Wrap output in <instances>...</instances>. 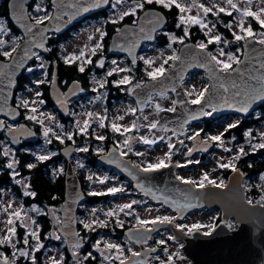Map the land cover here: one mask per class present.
Returning <instances> with one entry per match:
<instances>
[{
	"label": "snow or ice",
	"instance_id": "obj_1",
	"mask_svg": "<svg viewBox=\"0 0 264 264\" xmlns=\"http://www.w3.org/2000/svg\"><path fill=\"white\" fill-rule=\"evenodd\" d=\"M126 0H114V3L112 4L113 8H115L117 5L125 3ZM26 3V0H12V3L9 5L13 16L19 21L21 26L25 29L26 34L28 35V39L25 40V44L22 50H20V45L17 42L16 38H12L11 40V47L10 50H3L5 48V45L7 43L6 40L0 39V56H3L5 58H8V63L0 62V96L3 95V87H7L11 84V78L15 74V72L21 68L24 67L25 62L27 60L32 59L35 57V59L40 60L41 63L39 67L44 68L45 64L42 61L41 56L33 51V48L37 49H44L45 51H50L51 49L45 48V40L47 39V33L51 31H60L61 28L59 26L60 23H64V18H68V22L71 21L76 15H79L80 13H87L93 8H99L101 5L108 4L109 0H73L72 4H68L67 0H51L52 8L55 12V15L50 14L48 9L46 7H43L41 3H36L34 6V12L36 13H43V15H31L27 12L26 8L24 7ZM132 6L125 11L120 12L118 20H123L127 16H135L138 9H144L146 5H161L164 9L171 10L173 7L178 9L180 15H179V24H177V27H180L181 25H199L201 30L207 29L205 32L206 36H209L207 43L199 42L194 47L199 49L203 56L198 58V67L207 68L211 73V80L212 83L210 85H206L203 89H201L198 93L193 90L191 91H185L183 93V97H194L191 99H185L181 97L180 99H174L172 100V106L168 107L166 109L161 108L159 104L155 106L156 113L159 115L161 112H168V113H175L177 111V105L183 107L185 109V116L183 119V122L179 124L180 131H183V126L185 124H188L191 120H196L200 116H211L213 113H215L218 109L228 107L235 109L237 112L240 113H247L249 109L254 105L256 102H264V47H261L259 49L260 55H254L257 52V49L255 48V44H259L261 46H264V32H260L259 36L262 37L259 40L255 39L256 34L253 32V28L251 25L248 27H244V18L245 17H251L256 20V22L261 26V28H264V7H260L258 11H253L251 8L252 0H246L247 6L241 8H238L237 4L233 2V0H226V3L232 10L238 11L241 14V18L239 19L237 26L240 29V33L243 34H237L233 32V37L235 42H240L242 40L245 41L244 44V55L243 59L239 58L237 55L233 54L232 52H225L224 48H220L218 55L213 54L212 52L207 51L208 45L216 43L224 45H228L230 42L224 38L220 34L216 35H210V33L215 28V24H212V27H209V22H205L204 19H202L199 15L197 16H185L183 13L188 12L191 10V7L193 5L191 4H185L178 2V0H131ZM261 3H264V0H261ZM198 8L202 10L204 17H207L209 13L213 15H218L219 13H226L227 15L231 16L232 12L228 11L225 7H217L216 5H213L211 7H205L203 4L198 5ZM216 8V11L214 12L213 9ZM68 9H72L73 11L70 12ZM149 24L151 27L149 28L150 32H156L158 31V28L163 27V24L166 22L164 20L163 14H158L154 19L148 18ZM117 19L111 20V23H117ZM53 21L57 22V25L55 27H49L45 26L46 22H49V24ZM135 23V22H134ZM226 28L232 29L233 25L232 23H228L225 25ZM35 29V31H34ZM117 33H121V29L116 30ZM140 33H145L144 27H140L139 29ZM96 32H99L100 34V41L103 40L104 36L106 35L105 32H103L101 29L97 28ZM0 34L7 35L8 29H6L3 26V23L0 22ZM165 35L169 36V44L168 48H172V44L179 42L181 44L184 43V38L189 36L188 27L186 26L184 28V37L177 38L175 35H171L168 33H164ZM39 37V39H37ZM89 40H92L93 37L90 35L88 37ZM144 39L151 41L153 39V36L145 34ZM87 47V46H85ZM103 45L101 42H96L94 47L90 49L91 56H95L96 52L100 49H102ZM122 47V46H121ZM189 46L185 45V48H188ZM20 50V51H18ZM173 55L168 56L166 59H164L163 63L159 66L154 68L152 71L147 72V76L152 81H157L158 79L162 77H167L168 79H172V77H175L177 75L176 72V64L173 63L169 69L166 70L165 65L169 63V61L176 62L181 61L182 58L179 55H176V49H172ZM227 57V59H221V57ZM65 64H72L76 61H82L80 66L78 67V70L83 73L85 71V64H91L93 61L90 57L86 58L85 49H80L79 54H76L75 52L69 54L68 56H65L64 58ZM139 59L143 60L145 65L151 66L154 61L152 59H145L144 57H139ZM113 64H116V61H112ZM132 64H136V58L134 57L132 60ZM99 67L104 66V61L100 60ZM27 71L31 72L33 71L32 68H28ZM128 71L130 72L131 69H123V68H113L112 70L107 72V76H112L114 72H124ZM172 72V76H168V73ZM47 75V73H45ZM5 80H7V84H5ZM37 84L44 83V81H37ZM117 85H126L130 84L131 80L129 76H124L121 80L116 82ZM183 83V76L180 75L178 77V82H173L171 91L176 92L177 87L181 86ZM101 87H103V83L100 84ZM142 87H146L145 85L141 83H137L133 86L132 89H130V94H135V89H140ZM71 91V90H70ZM80 91H83L81 88ZM93 91H96V89H93ZM161 96L165 95L164 91H161L159 93ZM37 97L41 95V93H36ZM177 95H180L177 93ZM151 96L149 95L147 98L141 100L138 98V104L144 106L147 105L150 101ZM6 102V101H5ZM64 100H61V103H64ZM35 103V101H33ZM40 103H43V101H40ZM20 104H22L25 108L28 107L29 101L28 100H20ZM188 105H197L200 106L199 112L193 113L191 110L187 108ZM20 105H18L19 107ZM142 111V107L140 109ZM0 111H3V108L0 107ZM127 111L135 114L137 109L129 108ZM32 113L36 112V108L31 109ZM10 115H14V113L10 112ZM89 116H92V113H88ZM28 120H36V117L34 115L27 116ZM100 127L104 128L105 124L103 123L104 118H100ZM118 119H123V117H119ZM147 119V117H145ZM160 121L156 120L153 121L150 125H148L149 130L156 129L159 125ZM239 121L235 123H230L227 125V127L224 129V132L218 134V135H212L207 137L205 140L201 141V145L203 146L201 148H195V147H189L187 149L186 155L191 156L193 151H199L204 150L207 151V145L208 142H215L218 147L223 148V136L224 133L228 132L230 129L235 128L238 126ZM5 127V121L0 120V129ZM8 131L10 133H14L16 129H14L11 125H8ZM88 127V121L85 120L84 127L80 129L81 132L85 131ZM112 131L119 132L120 126L116 123L112 124ZM137 124L134 121L131 128H137ZM131 129L128 127L124 128L125 132L130 131ZM163 130L165 132L168 131L167 126L165 125L163 127ZM51 131L50 128L44 129V136L47 137L49 132ZM173 135L177 134L176 129H172ZM247 136H251V131L246 133ZM261 139L264 140V133H261ZM200 137V132L197 131L193 135L188 136L189 140L197 141ZM67 138L69 140L72 139L71 134H67ZM15 140V136L13 137ZM57 139H60L61 142H63V139L60 137H57ZM98 140H104L105 137L103 135H98L96 137ZM140 141L144 144H155L158 141L155 139H148L147 137L141 136ZM233 139H235L233 137ZM159 140H164V137H159ZM171 140V137H169V141ZM50 142V141H49ZM179 144L183 145L184 141L179 140ZM123 144L126 148H128V151H131V144H130V138H126L123 141ZM168 152L165 153V156L163 158L158 159V162L156 163H148L146 166H142L141 164H135L133 167L139 169L143 173H152L155 171H158L160 169L168 168L170 167V161L171 157L173 155V150L176 148V145L169 142L167 144ZM264 149V142L253 145V150L255 149ZM78 151L81 152H87L88 148L83 147L78 149ZM116 149H113V152H115ZM225 151H231L230 149H225ZM10 149L5 148L3 151V155L5 157L9 156ZM126 152H120L121 156H125ZM243 147H240L238 149V154L233 157L232 160H230L228 163H218V167L221 169H228L231 168L233 172H238V168L236 166V163L234 161H238L241 156L246 155ZM136 155L140 156L143 155V153L137 152ZM112 156V153H109V157ZM48 156H39V160H46L48 159ZM167 161V162H166ZM110 162L115 163L116 161L111 160ZM16 161H13L12 163H8L6 166L8 169H14ZM193 163L192 160H188L187 164ZM195 163H199V161H195ZM187 164H176L175 167H186ZM82 166V165H81ZM27 167L29 169L35 167L33 164H28ZM215 171V169H213ZM13 177L19 175L18 172L12 173ZM134 179H137L139 181L138 177H133ZM177 180L181 181L185 185H190L194 189H200L203 190L208 186H212L215 188H225L227 185L225 184L224 180L221 179L219 182L216 180L209 178V173L205 172L201 176V178L197 181L195 179H184L183 177L176 176ZM91 179V177H89ZM100 183H104V180H100ZM19 183V181H17ZM138 187L144 189L146 186L145 184L138 182ZM25 192L24 195L26 196H32L35 197L36 193L34 191H28V185H25ZM125 189L123 187H112L107 189V194H116L119 192H123ZM104 192H96V191H90L88 195L90 196H98V195H105ZM145 195H152L153 197L156 196V193L152 190V188H147L145 191ZM157 199H162L163 203L169 204L170 206L174 207L178 212L182 213L183 210L189 209L192 207H195L198 205L201 196L199 193L196 192H190L186 191L183 193L181 199L183 202H180L176 199H173L169 196H161L157 197ZM139 203L136 200L131 201V203L124 204L122 206H119L120 211H124L125 209H132L133 205ZM249 204H252L253 201L249 200ZM260 205L261 208H264V196H261L260 200L256 202ZM12 204L9 203L7 207L4 209V211H7L8 208H11ZM32 211L39 212L40 210L33 207L31 209ZM23 210V206L21 208L16 209L12 213L9 214V219L6 221V224L8 225L6 229V234L0 238V245L3 244H12V237L16 234V227L12 226L14 224V220L12 217L14 216L16 220L20 221V226L29 229V234L31 238L35 241H37L36 245L33 248V253L35 251H39L43 245L39 243V236L36 230H32L31 226L36 224L35 220H32L31 217H22L21 213ZM53 213V219L55 220L56 224L60 225L58 229H55L51 236L52 238L56 240H61V236L63 235L65 242L71 243V246L73 249H77L80 247L81 242L83 238L80 236L79 232L72 231L69 227H66L67 225H70L71 223L75 222L73 218L68 217L65 219L64 222H61L59 217H56L54 215V210H51ZM95 212V210H93ZM131 214V213H127ZM106 216H113L114 211H108L105 213ZM176 218L170 217V216H157L155 219L152 220H146V219H140L139 216L136 217L137 225L135 228L129 229V239L135 240L137 243H144L149 238V234L155 230L154 227H148V225H158V224H172ZM81 224H83V227L85 229H88L90 231H95L94 225H98L99 227H106L107 222L105 221H97V220H90V221H79ZM118 227H123V221L117 220L116 221ZM177 228H180L181 230L184 229L186 226L182 225H176ZM231 227V225H229ZM201 228V225L194 224L191 227L188 228V232L194 233L198 232ZM57 232L61 233L60 235L57 234ZM204 235H209L208 232H205ZM71 238V239H70ZM170 240L176 239L174 236L168 237ZM23 243L25 245L29 244L28 236H25ZM101 241H97L96 245L94 247L99 250V245ZM159 244H164L165 241L161 240L158 241ZM12 247L15 249V244H12ZM182 247V246H181ZM104 251H101V256L105 261H110V257L108 255H105V251L115 249L118 253V255L115 257L117 260L120 261V264H147V255L148 252H155L156 249H150L147 250L145 253H143L145 259L141 260H134L133 257H141V252H134L131 248L128 249V251L131 253L130 257L124 256L123 249L118 244H113L110 242H106L104 245ZM16 251L19 252V255L22 257H29L30 253L29 251L25 249H17ZM16 251L13 252V256L16 255ZM73 257L76 260V264H82V262L79 260L77 252L73 251ZM3 254L0 253V256ZM91 253H89L87 256L84 257V260H87L89 257H91ZM123 257V258H121ZM94 259V257H92ZM31 259L33 261V264H35V257L34 255L31 256ZM168 261L170 262L172 260L171 256H168ZM63 256L61 255V259L59 261L52 260L51 264H62ZM3 264H13L12 261L9 260L8 257L3 258ZM161 264H164L163 261H161Z\"/></svg>",
	"mask_w": 264,
	"mask_h": 264
},
{
	"label": "flooded vegetation",
	"instance_id": "obj_2",
	"mask_svg": "<svg viewBox=\"0 0 264 264\" xmlns=\"http://www.w3.org/2000/svg\"><path fill=\"white\" fill-rule=\"evenodd\" d=\"M40 2L44 3L45 1L44 0H36L35 3H34V1H32V3H34V6L36 3H40ZM32 3L30 5L31 15L34 12V8L32 9ZM113 3H114V0H111V4L108 7V9L96 12L93 15L87 17L86 19H84L80 23L76 24L72 29H70L64 35H62V36L51 35V37L55 36L58 41L68 40L67 38H70L72 36V34H74L76 31H78L80 29V27L83 24H85L86 22H93V23L94 22H102L104 24V32L106 33V35L104 36V38L102 40L103 48L100 49L101 51H104V53H99L98 51H100V50H98L96 52L95 56L90 55L89 57L92 59L93 62L91 64H85L84 65L85 71L83 73L77 71L75 74L76 78H72L69 73H67V74L65 73V71L67 69H66L64 64H61V66H59L58 54L54 55L52 52H50V54H48V55H43L44 62L46 63V68L48 69L51 66H53L51 79H49L46 82V86L43 88L42 93H41V101H43L42 107H43V111H44L43 113H44V119H45L43 123L46 125L49 124L50 127H53V128H51V131L49 132L47 137L44 136V133H43L44 131L42 132V130H41V132H38V130L33 128L32 125L30 124V123H32V121L27 120L26 108L22 104H20V99L18 98V93L21 91L18 90L16 93V98H15L14 103L17 106L20 105L19 107L22 110V113H24V116H23L21 122L22 121L26 122L30 127L35 129L38 132V134L40 135V139L36 142H28L25 140H21V143L19 144V146L15 147L14 145H12L11 141L7 138V136L5 134L0 135L1 142L5 140L9 144V146H11V151H10L9 156H7V161H6L5 166L0 167V174L7 173V176L12 178V182H14L16 185L20 186L24 190V192H25L24 186L28 185L27 190L28 191H34L36 193L35 197H37L38 193L36 192L35 188L32 185L31 173L23 174V171L21 170V168H22L21 166L24 163V161L27 159V155L30 156V159L26 163L27 165L28 164L35 165L40 161V160H37V162L34 161V158L37 157L34 152L38 149L39 146L40 147L46 146V148H48V151L52 152L50 154H53V152L55 151L56 155H57L56 157L60 158V159L54 160L52 162V164H53L52 167L57 169L59 167V165H61V170L54 175L52 174V176L54 178H61L62 177L64 179V200H65V174H66L68 162H67L66 157L63 154V150L65 148H67L68 146H73L75 149V153L73 154V157H72V162L75 165L76 172L79 175L80 179H81V171L85 170L84 167L87 164L92 169V173L94 174L93 175L94 178H97V177L99 179L104 178V174H101V172H100L101 170L111 171L114 173L116 172V173H118V175L122 179H127L130 182L131 187H133L135 189L134 183L130 179L123 176L118 170L111 168L109 166L103 165L100 162V157L108 154L110 149L112 148V146H115L118 149L119 153L122 151L127 153L125 156H122V157L126 160H129L132 165L141 164L142 166H146L148 164V161H149L148 154L150 152L154 151V146H150L149 144L144 146L143 143H140L139 136L137 135L138 130H139L138 128H131L130 131L125 132L124 130H122V127H120L119 132L112 131V127H111L112 123H109V121L111 120V117H112V112L115 108L122 106L124 104H127L130 100H134L136 102L137 106L139 107V109H141V107H142V110H145L151 106V104L153 103V101L156 98L172 96L174 99H176L174 92H168L164 96H160V95L156 94V95L152 96V98L150 99V101L148 102L147 105L140 106L138 104L137 100L134 98L133 94H130V91H129L130 88H133V86L137 83H141V84L145 85L146 83L152 81L147 76V72L153 70L151 68L152 65L151 66L145 65L143 60L139 59V57L145 58V56H147L146 51L151 50L153 48H165V47L167 48L170 41H169V36L165 35L164 33H168V34L173 35L170 32V27H169L170 18H169V16L165 13V10H163L161 8H158V7L153 6V5H146L144 9H138L135 16H127L123 20H118L120 12L128 10L132 6V3H131V0H126L125 3L119 4L115 8H113V6H112ZM47 8L49 9V13L53 14L52 4L50 7H48V5H47ZM154 9L161 11L166 16V18L168 19V23L161 31H159L157 33L155 40H153L152 42L142 43L140 51L136 56V64L135 65L132 64L133 59L128 54H114L110 49V45L112 43L113 36L117 33L116 30L117 29L122 30L123 28H127V27L128 28L138 27V25L140 24V20H141L142 15L144 13H146L147 11L154 10ZM113 19H117L118 22L115 24L111 23V20H113ZM51 37H50V40H51ZM165 37L167 40V44L165 46H161V44L163 43L162 39H164ZM177 38H179V37H177ZM177 41L178 42H176L175 45H177V47H178L177 49L179 50L177 55L180 56L181 46H183L184 44H186L188 42H192V40H189L187 37H185L183 44H181L179 42V40H177ZM49 47H50V43H49ZM50 49H51V47H50ZM51 51H52V49H51ZM60 53H61V55L65 56L62 51ZM242 57L240 56L241 59H242ZM86 58H88V57H86ZM145 59H147V58H145ZM100 60H105L103 67L98 66V62ZM113 60L117 61L121 65V68L131 69L130 72L124 71V73L127 76H129L131 79L130 84L118 86L116 82L123 78V76H121L118 72H114L112 76H107V72L113 69V63H112ZM81 63H82V61H76L75 62V64L77 66H80ZM56 67H57V71H58L59 86L62 89L64 95L68 92L71 84L74 82L80 83L81 88L83 89V91H81L75 98L68 101V110L65 109V106H66L65 103H60L62 109L65 112H67V115L65 113L61 112V109L56 106V104L52 98V95H51V86L54 82V72H55ZM170 67H171L170 64L166 65L167 69H169ZM27 72H24L23 75L27 74ZM197 73H199V72L189 73V75L187 76V78L183 82L184 91H191V90H189V87H187L186 85L189 82V80L193 76H195ZM202 73L204 74V76L207 80V85H208V79H207L206 73L205 72H202ZM45 78H46V76H45ZM133 78H137L136 83L133 80ZM22 80H23V76L19 80V86H20V83ZM101 83H103V85H104L103 87L100 86ZM93 89H96V91H93ZM191 98H194V97H189V99H191ZM99 107L102 108V111L98 114L97 109ZM166 108H168V107H164V109H166ZM87 109H89V110L91 109V111H93L94 121L91 122L90 125L87 127V131L81 132L80 129H81V125H82L81 124L82 119H85L86 117L89 116ZM100 118H104L103 119V123L105 124L104 128H101L99 126L100 122H101ZM156 118H157V120H159L157 113H156ZM207 119L213 120L215 124H223L224 122H227L230 120L233 123H235L237 121H239V123H238L237 127L232 128L228 132L224 133V136H223V145L224 146H223V148L218 147L215 142H212L214 144V147L210 152H208V153H203V152L194 153V154H191V156L186 155L187 149L189 147H194L195 141L188 139V136H191L195 133L191 130V127L193 125L202 124V129L199 131L200 137L202 140H205L207 137L211 136L210 131L213 128H210V129L207 128V124H206ZM21 122L13 123L11 121H8V125H11L13 128H16L19 126V124ZM50 127H48V128H50ZM7 129H8V127H7ZM157 129L159 131L163 130V129H160L159 127H157ZM55 131H57V133L60 132V136H58V134L55 133ZM249 131H251L250 137L246 135V133ZM168 133L170 134L169 137H171V140L169 141V137H168L167 142L168 143L171 142V143L175 144L176 147L178 145V148H175L173 150V155L171 157L170 165L172 166V165H176V164H183L182 163L183 157H185L187 159V161L188 160L193 161V163L189 164L186 167H176L177 168L176 172H177L178 176H180L179 172H181L182 170H185L188 168H190V169L193 168L196 164L195 161H199L201 163L207 162L210 155L213 154L214 152H219L221 154L220 163H228L230 160L233 159L234 156H236L238 154V149L240 147H243L247 154L241 156V158L238 161H234V162L236 163L238 170H241L242 173L244 174L243 186L246 190L247 198H248V200L250 199V200L257 202L260 200L261 196H264V185L261 188L260 185L256 186V183L253 182V180H255L257 177H259V180H260L261 179L260 177L262 175H264V169H263L264 167L259 169V171H258L259 173H252L256 169L257 163H259V165L264 164V149L257 148L255 150H253V145L264 142V140L261 139V135H260L261 133H264V102H262L260 104V106L254 112H252L250 115L227 114V115H223V116L218 117V118H211L210 116H206L202 120L193 121L192 123H190L188 125L186 134L184 136H180L179 138H176L175 135H173V132H168ZM67 134L72 135L71 140H69L67 138ZM98 135H103L105 137V139L102 141L96 139V137ZM57 137H60L61 139H63V142H61L60 139H57ZM233 137L235 139H233ZM126 138H130V144H131V149H132L131 151H128V148H126L123 144V141ZM179 140H183L184 144L183 145L179 144L178 143ZM209 142H211V141H209ZM57 144H60L59 147L58 148L54 147V145L57 146ZM96 145H100L102 147V150L98 151L95 148ZM83 147H87L88 151L87 152L78 151V149L83 148ZM139 148L141 150H139ZM0 149H1V147H0ZM225 149H230L231 151H225ZM3 151H4V149L2 148V152ZM137 152L143 153V155L138 156V155H136ZM164 155H165V153H164ZM47 156H50V155L48 154ZM77 156L82 157L83 162H84V164H82V166L80 165L79 161L77 162V160H76ZM2 157H5L3 155V153H2ZM91 159L95 160L96 162L94 161V163H90L89 161H91ZM13 161H16V163L14 165V169H8L6 165L8 163H12ZM154 162L156 163L158 161L154 160ZM56 163H57V165H54ZM14 171L18 172L19 175L13 177L12 173ZM219 172H220L222 179L224 180L225 184L227 185L229 178L232 175L233 171L231 170V168H228V169H221L220 168ZM88 177H91V176H88ZM17 181H19V183H17ZM91 181H92V179H90L89 183H86L85 179H83V180L81 179L83 189H84V191L88 197V201L80 207L79 212H78L79 216L83 211V210H81L83 208V206L89 205L90 197H94V196L88 195V193L90 191H95V190H92V188H91ZM247 182H251L252 186L246 188ZM252 183H254V184H252ZM3 190H7V189L3 188ZM7 191L11 196V200L12 201H15V200L19 201L20 205L23 206V208H25L24 211L31 213L30 211H32L31 209L33 207L39 209L38 206H33V207L25 206L24 201L21 197H15L13 195V193H11L9 190H7ZM98 191L102 192L101 190H98ZM104 193H106V192H104ZM107 195H109V194L106 193L105 195H98V196H102L104 198ZM136 196H139L140 198L144 199L142 194L139 193L138 191L136 193ZM30 197H32V196H30ZM35 197H32V198H35ZM110 199L111 198L109 195L108 200H106V201L101 200L99 203H97L95 205H98L100 203H105V202L109 201ZM1 200H4V196L2 197ZM64 200H63V203H64ZM148 200L153 202L149 198H148ZM155 205H157V204H155ZM158 205H162V204H158ZM162 206H164L165 208H168L165 205H162ZM59 207H54V208H49V209L57 210ZM49 209L44 210V213L48 215V218H49V213H48ZM168 209H170V208H168ZM39 210H40L39 212H41V209H39ZM171 211L176 213V215H175L176 219L173 222V224L176 226V221L182 220V219H177L178 213L173 211V210H171ZM216 211H219V210H216ZM32 212L33 213H31V214H33V216H36V218H33V220L37 221V224L39 227V230H38V236H39L40 223H39L38 217L40 218V216L43 214H40L38 216L37 214L39 212H35V211H32ZM192 214H189V215H192ZM56 215H57V217H59L61 219V215L59 213H56ZM188 216H186L185 218H187ZM220 216H221V221H222V215H220ZM230 223H231L232 228H237V224L233 220ZM80 224L81 223L79 222V225ZM33 227H34V225L31 226V228H33ZM135 227H136V225H133L130 228H135ZM148 227H153V225H148ZM52 229H53V225L51 226V233L53 232ZM129 229H127V230H129ZM164 230H166V231L169 230V232L174 236V233L170 228H166ZM80 231H81V235H82L83 231L82 230H80ZM126 231L124 234L125 236H127ZM161 231H163V230H161ZM158 233H156L151 238L150 243L148 245L149 247H151L153 249H158V251L156 253L152 254L151 258L149 259V264H153L154 260H156L155 256H157L160 253H162L163 251H165L164 249H165L166 245L158 243V240H157V238L159 236ZM124 235L122 237H124ZM189 235H190V233H189ZM17 236L19 237L18 234H17ZM25 236H28L29 241H31L29 229H27L26 231H23L22 237H25ZM82 236H84V235H82ZM118 237L121 238L120 233H118ZM52 239L56 242H59V243H55V244H60L61 242L63 245L65 244V241L62 238H61V240H56L54 238H52ZM181 242L184 246L185 243L183 241H181ZM36 243H37V241H34V246L36 245ZM39 243L40 244L42 243L40 238H39ZM87 243H88V240L86 238V244H85L84 248L80 250V252H81L80 259H81L82 264H88L87 261L83 260V256H82L85 253L84 250L87 247ZM29 244L25 245V248H28V251L30 253L29 258L31 259V256L34 255V253H33L34 246L33 245L29 246ZM55 244L52 243V245H55ZM48 245H50V244H48ZM5 246H7V245H5ZM138 247H137L135 252H141L142 251L141 248L140 247L138 248ZM50 248L51 247H49L48 249H50ZM11 249H12L11 255L7 256V255L3 254V256L10 258V260L13 262V264H22V260H21L22 256H18L16 258V261L14 259H12V258H14L13 252L15 250L12 246H11ZM90 250H91V248H90ZM64 251H65V253H64L65 255H64V259H63L62 264H76L73 257L69 254V252L66 248V244H65ZM183 253H184V251H183ZM68 255L71 257V260H69L68 263H65V260H66V258H68L67 257ZM95 255H98V254H95ZM130 256H131V254L129 255V257ZM27 258L28 257H25L24 261H26ZM45 260L46 259H44V261ZM72 260L74 261V263ZM164 260L168 261V259H164ZM164 260L161 259L160 261H158V264H161V261L164 262ZM185 260L187 261V264H191L190 260H188V259H185ZM174 261L176 264V260H174ZM99 264H103V262L99 263ZM118 264H120V262Z\"/></svg>",
	"mask_w": 264,
	"mask_h": 264
},
{
	"label": "water",
	"instance_id": "obj_3",
	"mask_svg": "<svg viewBox=\"0 0 264 264\" xmlns=\"http://www.w3.org/2000/svg\"><path fill=\"white\" fill-rule=\"evenodd\" d=\"M33 0H26L24 7L27 12L30 13V5ZM12 3V0H9L8 5ZM68 4H72L73 0H67ZM111 4V0H109L108 4L101 5L99 8H93L87 13H80L76 15L70 22H68V18L65 17L64 23H60L59 26L61 28L60 31H49L47 33V39L45 42V48L50 49V37L51 35L62 36L70 29H72L76 24L80 23L87 17L93 15L96 12L103 11L108 9ZM68 11L72 12V9H68ZM10 19L14 24L15 28L23 35V40L19 44L20 50L23 49L25 40L28 39V35L25 32V29L21 26L19 21L13 16L12 11L9 7ZM158 14H163L159 10H150L144 13L141 17L140 24L138 27L132 28H123L121 33H116L113 36L112 43L110 45V49L114 54H128L132 59L139 53L142 43L144 42H152L155 40L156 35L159 31H161L168 23V19L163 14L164 20L166 21L163 24V27L158 28L156 32H150L149 28L151 25L148 22V18L154 19ZM53 15L55 12L53 10ZM57 25L56 21H53L49 24L46 22L45 26L55 27ZM140 27H144L145 33H140ZM35 31V29H34ZM145 34L153 36L151 41L144 39ZM39 39V37H37ZM256 40H259L255 38ZM245 44V43H244ZM243 44V51L245 52ZM185 45L189 46L185 48ZM196 43L188 42L181 46L180 48V56L182 58L181 61H176V72L177 75L172 77V79H168L167 77H162L157 81H150L145 84L146 87H142L140 89H135V94H133L134 98L138 101V98L143 100L147 98L149 95H160L161 91L165 92V95L171 91L172 83L178 82V77L180 75L183 76V82L189 75V73L193 72H205L208 85L212 83L211 73L207 68L198 67V58L203 56V53L195 48ZM122 46V47H121ZM257 49V52L254 55L259 56V49L261 46L259 44L254 45ZM18 50V51H20ZM33 51L38 54L48 55L50 51H45L44 49L33 48ZM207 51L211 52L208 48ZM243 52V55H244ZM243 59V57H242ZM35 57L25 62L23 68L17 70L15 74L11 78V84L7 87H3V95L0 96V107L3 108V111H0V120L5 121V127L0 129V135L5 134L7 138L11 141L12 145L15 147L19 146L21 140H25L28 142H36L40 139V135L38 132L30 127L26 122H21L23 118L22 110L15 105L14 101L16 98V93L19 88V80L23 76L24 72L36 61ZM0 62L8 63L9 60H1ZM168 76H172V72L168 73ZM5 84H7V80H5ZM2 87V86H0ZM80 83L74 82L71 84L68 92L64 95L62 89L59 86L58 82V71L57 67L54 72V82L51 86V95L52 98L58 108L61 109V112L67 115L60 103L61 100L65 102V109L68 110V101L75 98L81 91ZM71 90V91H70ZM183 83L181 86L177 87V91L175 93L176 99H180L183 97L184 93ZM179 93L180 95H177ZM161 96V95H160ZM185 99H189V97H183ZM6 101V102H5ZM262 102H256L249 109L247 113L237 112L235 109L224 107L218 109L215 113H213L211 118H218L227 114H243L250 115L254 112ZM140 105V104H139ZM142 106V105H140ZM145 106V105H144ZM187 108L191 110L193 113L199 112L200 106L197 105H188ZM12 112L14 115H10ZM185 116V109L179 105H177V111L175 113L161 112L158 115V119L160 121L158 127L163 129L166 125L168 128V132H173L172 129L177 130L176 138L180 136H184L187 131V127L190 123L196 120H202L206 116H200L196 120H191L188 124L183 126V131H180L179 124L183 122ZM13 123H18V127L14 128L16 131L14 133H10L7 129L8 121ZM15 136V140L13 137ZM201 137L198 138L197 141L194 142L195 148H201ZM214 147L212 142H208L207 151L199 150L193 151L194 153H208ZM116 149L113 152V149ZM178 148V145L177 147ZM75 153V149L73 146H68L63 150V154L67 159L68 165L65 174V200L64 203L57 209H49V219L53 225L52 231L58 229L60 225L56 224L53 219V213L51 210H54V215L57 217L56 213L61 215V222H64L66 218L71 217L75 222L67 225L72 231L79 232L80 236L83 238L81 245L77 249H73L71 243L65 242L66 248L69 254L73 257V251L77 252L78 258L80 259V250L84 248L86 244V239L81 235V231L79 228V209L80 207L88 201V197L83 189V185L79 175L76 172L75 165L72 162L73 154ZM109 153H112V156L109 157ZM108 154L100 157V162L103 165L109 166L118 170L123 176L130 179L134 183V187L138 192L142 194L143 197L151 199L155 204H162L171 210L178 213L177 219H183L189 214H192L198 210L203 209H211V210H219L222 215V221L215 226V228L209 233V235H204L203 232L198 231L189 235L184 229L181 230L177 228L173 223L172 224H158L153 226L155 228L149 234V238L144 243H137L141 248V257H133L134 260L145 259L143 253L147 250L153 249L149 247V243L151 238L161 230L166 228H170L173 233L174 242L183 241L185 245L182 247V250L185 253V259L191 261V264H264V208H261L259 204H249L246 190L243 186L244 174L241 170L238 172H233L229 178L227 187L225 188H215L212 186H208L203 190L194 189L190 185H185L181 181L177 180L175 177L178 176L175 165H172L168 168L160 169L158 171L152 173H143L139 169L133 167L129 160L124 159L118 149L115 146H112ZM111 160L116 161L115 163L110 162ZM138 177L134 179L133 177ZM138 182L145 184V188L142 189L138 187ZM147 188H152V190L156 193V196L145 195V191ZM196 192L199 193L201 199L197 206L185 209L182 213L178 212L174 207L169 204L163 203L162 199H157V197L161 196H169L173 199H176L180 202H183L181 197L184 192ZM234 221L237 224V228L229 227L231 225V221ZM58 235L61 233L57 232ZM126 235L130 236L129 230L126 231ZM63 239V235L61 236ZM71 239V238H70ZM65 241V240H64ZM148 252L147 255V264H149V259L151 258L153 253ZM4 256H0V264H3ZM74 259V257H73ZM10 260V258H9ZM11 261V260H10ZM76 262V260L74 259ZM164 264H175V261L172 260L170 262Z\"/></svg>",
	"mask_w": 264,
	"mask_h": 264
},
{
	"label": "rangeland",
	"instance_id": "obj_4",
	"mask_svg": "<svg viewBox=\"0 0 264 264\" xmlns=\"http://www.w3.org/2000/svg\"><path fill=\"white\" fill-rule=\"evenodd\" d=\"M178 2L181 3H185V4H191L193 5L191 7V10L188 12L183 13V15L187 16H197L199 15L202 19L205 20V22H209V27H212V24H215V28L213 29V31L210 33V35H216V34H220L219 31V26H223L222 22L225 24V22L221 19V14L223 15H227L226 13H219L218 15H213L214 17H219L220 19H210L209 15L211 13H209L207 15V17H204L203 12L201 9L198 8V5L203 4L205 7H211L213 5H216L217 7H225L228 11L232 12V20L230 23H232L233 27L231 29V32H235L237 34H243L240 33V29L237 26V23L239 21V19L241 18V14L238 11L232 10L230 8V6L227 5L226 0H178ZM234 3L237 4L238 8H243L245 6H247L246 4V0H233ZM41 3V2H40ZM43 7L47 8L46 3H41ZM260 7H264V3H261V0H252V4H251V8L253 11H258ZM48 9V8H47ZM49 11V9H48ZM213 11H216V8L213 9ZM33 16L35 15H43V13H36L33 12L32 14ZM3 23V21H0ZM254 22L257 24V27L254 26ZM249 25H251V27L253 28V32L256 34L255 38L257 39H261L262 37L259 36L260 32H264V28H261V26L256 22L255 19L251 18V17H245L244 18V27H248ZM3 26L8 29V34L4 35V40L7 41L4 50H10L11 47V40L12 38H16L17 42L20 44L23 40V35L18 32L19 34L16 33H12L11 30L9 29L8 26H6L5 23H3ZM188 27V29L192 26V25H186ZM99 28L104 32V24L102 22H86L85 24H83L80 29L78 31H76L74 34H72V36L65 42L62 43L61 45V51L64 53L65 56H68L69 54L75 52L76 54H79V50L80 49H85V53H86V57H89L91 55L90 53V49L92 47H94L96 42H101L100 41V34L99 32H96V29ZM207 30V29H206ZM92 36L93 39L89 40L88 37ZM221 35V34H220ZM6 37V38H5ZM223 38V37H222ZM178 42V41H177ZM199 42H203V41H199ZM198 42V43H199ZM207 43V42H204ZM245 43V41L243 40V44ZM175 43L172 44V48H153L151 50H147V56H145V58L147 59H152L154 61V63L152 64V69L159 67L164 59H166L168 56L173 55V51L172 49H176L175 54L177 55V53L179 52V50L177 49V45H175ZM103 45V44H102ZM87 46V47H85ZM103 48V47H102ZM220 48H224L225 52H232L233 54L237 55L239 58L240 56H243V46L238 48L236 52L234 51H227L225 49V45L223 43L221 44H217L213 49L210 48V45H208V49H210V51L213 54H217L219 52ZM99 53H104V51H98ZM64 56V57H65ZM42 58V57H41ZM221 59H227V57H221ZM42 61L44 62V59L42 58ZM105 63V60H103ZM41 63V61H40ZM174 62L169 61L168 64L172 65ZM45 67L41 68L39 67L40 64H38L37 66H31L29 68H32L33 71L28 73L30 74V76H33L34 73H38V74H43V76L45 75V73L47 72V68H46V63L44 62ZM99 64V62H98ZM118 65V66H117ZM45 68H46V72H45ZM113 68H121V65L116 61V64H113ZM166 68V65H165ZM167 69V68H166ZM121 76H127L124 72H118ZM131 80V79H130ZM133 80L135 81V83L137 82V78H133ZM207 85V80L204 76V74L202 72L197 73L195 76H193L189 82L187 83V87H189V90H193L195 92H199L201 89H203L205 86ZM132 89V88H130ZM39 92L38 89H33L28 93H18V98L20 100H28L29 107H34L36 108V110H39V112H35L34 116L36 118H41L42 122H44V111H43V107H42V103H40L41 101V95L39 97H37L36 93ZM41 93V92H39ZM172 100H174V98L172 96L169 97H159L156 98L153 103L151 104V106L145 110H140L139 107L137 106L136 102L134 100H130L127 104H124L122 106H119L117 108H115L112 112V117L111 120L109 121V123H116L118 124L120 127H122V130H124L125 127H128L131 129V126L133 124V122L135 121L137 124V128L138 133L137 135L139 136V138L141 136L147 137L148 139L152 140L155 139L158 142L155 144H151L150 146H154V151L150 152L148 154V163H155L154 160L158 161V159L163 158L165 155L164 153L168 152V147H167V139L169 137V133L165 132L164 130H158L156 129H151L149 130L148 125H150L153 121H156V108L155 106L157 104L160 105L161 108L164 107H171L172 106ZM33 101H35V103H33ZM117 106V105H116ZM129 108H134L137 109V111L135 112V114L127 111ZM102 111V108L99 107L97 109V113L99 114ZM88 113H92L93 111H91V109H87ZM87 114V113H86ZM119 117H123V119H118ZM145 117H147V119H145ZM85 120L88 121V126L90 125L91 122L94 121L93 115L92 116H88L85 119H82V125L81 128L84 127V122ZM233 123L231 120L224 122L223 124H216L214 126V128L210 131L211 136L212 135H218L220 133H222L224 131V129L227 127L228 124ZM42 130L44 131L45 128L50 127L49 124H44L42 123ZM53 127H50V129ZM56 128V127H55ZM202 129V124H196L193 125L191 127V130L193 132H197L200 131ZM87 131V129L85 130ZM55 133H57V131H55ZM58 136H60V132L57 133ZM163 136L164 140H159V137ZM140 141V139H139ZM140 143H143L140 141ZM144 144V143H143ZM148 144H144V146H146ZM0 146H2L3 149L8 148L11 151V146H9V144L4 140L1 142L0 140ZM95 148L98 151L102 150V147L100 145H96ZM139 150H141L139 148ZM35 155L37 156L36 158H34V161L37 162L38 157L39 156H47L48 154L51 155L48 151V148H46V146H39L38 149L34 152ZM220 159H221V154L219 152H214L213 154L210 155V157L208 158V161L205 163H196L195 166L193 168H188L185 170H182L181 172H179L180 177H183L184 179H195V180H199L201 178V176L203 175V173L207 172L209 173V178L216 180L217 182H219L222 179V176L219 172L220 168L218 167V163H220ZM77 162H80V165L84 164L83 159L81 156H77L76 158ZM182 163L183 164H187V159L185 157L182 158ZM59 165V164H58ZM189 164H187L188 166ZM85 170L88 174V176H91V188L92 190H95L97 192H100L98 190H101L102 192H106L107 193V189L108 188H112V187H123L125 190L123 192H119L116 194H109L110 195V200L105 202V203H100L98 205H85L83 206V208L81 210L82 213L79 216V220H84V221H90V220H97V221H105V222H109L111 224V227L113 228L112 232H109L110 229H108V231H102V230H97L98 232V239L97 241H101L100 245H99V250H97L96 247H94L96 245L95 241L91 246V250L85 252L82 256H83V260L84 257L87 256L89 253H91L92 255L98 254L96 256H98L101 259V262H103V264H118L120 261L117 260L115 257L118 255L117 251L115 249L112 250H107L105 251V255H108L111 259L110 261H105L103 259V257L101 256V251H104V245L106 242H110L113 244H118L121 246V248L123 249L124 252V256L129 257V255L131 254L128 249L131 248L132 251H136L138 245L134 242L131 241L127 236L124 235V237L121 236V238L118 237V232H115V228L117 226L116 221L120 220L123 221V223L125 222L127 217H131L134 218V225H137V221H136V217L139 216L140 219H146V220H152L155 219L157 216L163 217V216H170V217H175L176 213L172 212L170 209L165 208L162 205H155V203L151 202L150 200H148V198L142 199L139 196H136L137 190L134 189L133 187H131L130 182L127 179H122L118 173H114L111 171H105V170H101V174H104V178L103 179H99L94 178L93 177V173H92V169L86 164L85 165ZM213 169H215V171H213ZM61 170V165H59V167L56 169L54 168V174L58 173ZM259 176V175H258ZM261 179L259 180V177H257L255 180H253L254 183H256V186H261V188L264 185V175H262L260 177ZM100 180H104V183H100ZM252 183V184H254ZM252 186L251 182H247L246 183V188ZM136 200L139 203L133 205L132 209H125L124 211H120L119 210V206H122L124 204L127 203H131V201ZM250 200V199H249ZM11 200V196L9 194H6V196L4 197V200H1V207H0V238H2L5 234H6V229L8 227V225L6 224V221L9 219V214L12 213L13 211H15L16 209L21 208V205L19 203V201H12ZM253 201V200H251ZM11 203L12 207L8 208L7 211H4V209L7 207V205ZM253 203L256 204L255 201H253ZM23 210H25V208H23ZM95 210V212L93 211ZM30 211V210H29ZM108 211H114V215L109 217L106 216L105 213H107ZM31 213H33L32 211H30ZM29 212L26 211H22L21 215L22 217H31V219L33 220V218H36V216H33V214H31ZM127 213H131V214H127ZM220 212L216 211V210H211V209H203V210H199L194 212L192 215H189L187 218H184L182 220H178L176 221V225H182V226H186L184 227V230L188 232V228L191 227L194 224H198L201 225V228L199 229V231L205 233L208 232L210 233L215 226L218 223V218L220 217ZM12 219L14 220V224L12 226L16 227L17 231L16 234L12 237V244H15V251L17 249H25L28 251V248H19L18 244H19V237L17 236V232H18V224L17 222L19 220H16V218L13 216ZM175 221V220H174ZM20 222V221H19ZM83 225V224H82ZM108 225V224H107ZM95 226V225H94ZM99 227V226H98ZM132 227V226H131ZM102 228V227H101ZM108 228V227H105ZM23 231H26L27 228L22 227ZM32 230H36L38 233L39 227L36 221V224L34 225V227L32 228ZM85 235L89 232H93L90 231L88 229H85ZM83 233V232H82ZM189 233V232H188ZM192 234V233H191ZM158 241H165V251H163L162 253H160L159 255L155 256L156 260H154L153 264H158V261H160L161 259H167L168 256L172 257V260H176V264H187V261L185 260V254L183 253L182 247L183 244L181 241H177L174 242V240H170L168 239V237L173 236L169 230H163L161 232L158 233ZM25 237H22V239L24 240ZM62 238V237H61ZM63 239V238H62ZM12 244H4V245H10L12 246ZM50 249L45 248V264H51L52 260H57L59 261L61 259V255L63 256L64 259V248H65V244L63 245L62 242L60 244H55V245H50ZM139 248V247H138ZM20 256L19 252L16 251V255L14 256V259L16 261V258ZM123 258V257H121ZM184 258V259H183ZM88 260V259H87ZM84 260V261H87ZM73 261V260H72ZM63 262V261H62ZM165 263H167L168 261H165ZM74 263V261H73Z\"/></svg>",
	"mask_w": 264,
	"mask_h": 264
},
{
	"label": "trees",
	"instance_id": "obj_5",
	"mask_svg": "<svg viewBox=\"0 0 264 264\" xmlns=\"http://www.w3.org/2000/svg\"><path fill=\"white\" fill-rule=\"evenodd\" d=\"M34 3L36 0H33ZM45 3L48 5V7L51 6V0H44ZM9 0H0V21H3V23L6 24V26L9 27V29L11 30L12 33H16L19 34L18 30L15 28L14 24L12 23L11 19H10V13H9ZM34 3H32V9L34 8ZM153 6H156L158 8H161L163 10H165V13L169 16L170 18V22H169V27H170V32L175 35L176 37H184V28L186 27V25H181L180 27H177V24H179V11L178 9H176L175 7H173L171 10L168 9H164L161 5H156L153 4ZM221 19L225 22V24L222 22L223 26H219V31L221 36L228 40L230 43L228 45H225V49L227 51L231 50L236 52L238 48L243 46V40L240 42H235L234 37H233V33L231 32L230 29L226 28L225 25L230 23L232 20V16L229 15H223L221 14ZM210 19H220L219 17H214L212 14L209 15ZM254 26L257 27V24L254 22ZM189 36L187 37L189 40H192L193 43H197L199 41H203V42H207L209 36L205 35V32L207 31L206 29L201 30V28L199 27V25H192L189 29ZM6 38V37H5ZM0 39H4V34H0ZM69 39V38H67ZM163 40V43L161 44V46H165L167 44V40L166 37ZM67 40H62V41H58L57 38L55 36L51 37L50 40V47L52 49V53L58 54L59 56V66H61V64H64L66 67V71L65 73H69L70 76L72 78H76L75 74L78 70V67L75 62L72 64H65L64 63V56L61 55V45L63 42H65ZM217 44L213 43L210 44V48L213 49ZM4 50V49H3ZM43 58V56H41ZM1 60H8V58H5L3 56H0ZM38 64H40V60H37L35 63L32 64V66H37ZM52 70H53V66H51L50 68L47 69L46 72V68H45V72L47 73V75H44V73H42L41 75L38 73H34L33 76H30V74L27 72V74L23 75V80L20 83L19 89L21 91V93L25 92L28 93L33 89H38L39 92L42 93L43 88L46 86V82L51 79L52 76ZM60 72V71H59ZM80 72V71H79ZM46 76V78H45ZM37 81H44V83H39L37 84ZM34 107H27L26 108V118L29 115H34V113L31 112V109ZM28 120V119H27ZM32 123H30L32 125L33 128H35L36 130H38V132H41L42 130V125L38 124L36 120H31ZM207 124V128H214V126L216 125L214 123L213 120L207 119L206 121ZM43 132V130H42ZM44 133V132H43ZM60 144H57V146L54 145V147H59ZM0 167L5 166L6 161H7V157H2V146H0ZM56 152L54 151L53 154H51L50 156H48L49 158L46 160H40L37 164H35V167L29 169L27 167V161L30 159V156L27 155V159L24 161V163L22 164V168L21 170L23 171V174H27V173H31V178H32V185L35 188L36 192L38 193L37 197L32 198L30 196H26L24 195V190L16 185L14 182H12V178H10L9 176H7V173L5 174H0V207H1V199L4 196L3 193V188L9 190L11 193H13V195L15 197H21L24 201V205L27 207H33V206H38L39 209H41V212H39L37 215L39 216L40 214H43L40 216V218L38 217L39 223H40V232H39V238L42 241V245L43 247L39 250V251H35L34 252V257H35V264H45V245H48L50 243H59L56 242L52 239L51 236V221L48 218V215L44 213V210H47L49 208H54V207H59L61 206V204L63 203L64 200V179L61 178H54L52 176V174L54 175V168L52 167L53 164L52 162L54 160H58L60 159L59 157H56ZM95 160L89 161L90 163H94ZM96 162V161H95ZM52 164V165H51ZM54 165H57L54 164ZM263 165H259V163H257L256 165V169L252 172V173H259V169L263 168ZM264 169V168H263ZM87 172L84 170L81 171V179H85L86 183L90 182L89 177L87 176ZM109 199V195H107L106 197H102V196H94V197H90L89 199V205H95L97 203H99L101 200L106 201ZM134 218L131 217H127L125 222L123 223V227H118L116 226L115 231L120 233L121 236H123L125 234V231L127 229H129L131 226L134 225ZM221 222V217L218 218V223ZM217 223V224H218ZM17 226H18V232L17 234L19 235V244L18 247L19 248H23L25 247V244L23 243V239H22V233H23V229L20 226V222H17ZM107 226L108 228L105 227H98V225H95V231L93 232H89L85 235V228L83 227L82 224L79 225L80 230L83 231L82 235H84L85 238H87L88 243H87V247L84 250V252H87L90 250V246L97 241L98 239V232L97 230H102V231H108L112 232L113 228L111 227V224L109 222H107ZM97 229V230H96ZM31 237V236H30ZM34 241L31 238V241H29V246L33 245L34 246ZM32 247V246H31ZM0 252L4 255H11L12 253V249L10 245H0ZM68 258H66L65 263H68L69 260H71V257L68 255ZM94 257V259L92 258ZM29 258V257H28ZM26 259V261H24L25 257H22V264H33V261L29 258ZM88 264H99L102 263L101 259L96 256V255H91L90 258H88L87 260Z\"/></svg>",
	"mask_w": 264,
	"mask_h": 264
},
{
	"label": "bare ground",
	"instance_id": "obj_6",
	"mask_svg": "<svg viewBox=\"0 0 264 264\" xmlns=\"http://www.w3.org/2000/svg\"><path fill=\"white\" fill-rule=\"evenodd\" d=\"M50 245H52V243H50ZM50 245H45V248H49V247H50Z\"/></svg>",
	"mask_w": 264,
	"mask_h": 264
}]
</instances>
